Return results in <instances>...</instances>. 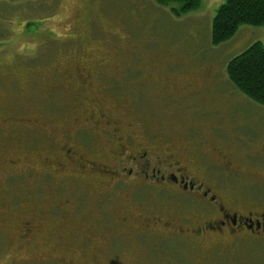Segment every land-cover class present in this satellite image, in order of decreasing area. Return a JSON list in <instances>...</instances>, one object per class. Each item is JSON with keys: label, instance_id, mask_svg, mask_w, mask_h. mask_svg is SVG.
Returning <instances> with one entry per match:
<instances>
[{"label": "rangeland", "instance_id": "1", "mask_svg": "<svg viewBox=\"0 0 264 264\" xmlns=\"http://www.w3.org/2000/svg\"><path fill=\"white\" fill-rule=\"evenodd\" d=\"M222 4L200 0L176 16L179 4L153 0H0V264H264V235L224 237L201 249L160 240L170 231L154 226L157 211L175 223L167 200L149 212L153 203L109 198L108 187L74 167L57 168L62 146L80 137L105 154L107 140L88 119L96 99H109L114 123L139 120L127 128L138 143L142 129L158 136L190 170L198 168L194 150L204 153L236 207L264 213V108L226 74L231 59L264 46V26H241L213 46ZM81 65L99 69L89 80L93 93L77 78ZM126 78L145 83L141 95L98 88ZM24 222L32 225L28 235ZM141 232L149 238H137Z\"/></svg>", "mask_w": 264, "mask_h": 264}, {"label": "flooded vegetation", "instance_id": "2", "mask_svg": "<svg viewBox=\"0 0 264 264\" xmlns=\"http://www.w3.org/2000/svg\"><path fill=\"white\" fill-rule=\"evenodd\" d=\"M76 71L80 84H86L88 91L93 93L89 80L92 75L99 76V69L95 68L94 73H88L81 65ZM133 79L126 78L122 81V86L116 81L104 79L98 88L110 96L123 97L129 92L141 95L145 83ZM108 101L109 99H96L90 110L93 119H88L94 129L101 132L107 140L105 154L104 149L96 150L86 139L80 137L79 141L62 146L64 159L57 163L59 170L68 171L66 167H74L78 174L86 175L100 186L108 187L109 198L123 193L136 206L153 203L149 212L158 205L163 206V201L167 200L164 203L172 206L171 211L175 215L173 219L176 223L177 215L180 224L167 218L166 212L157 211L158 217L154 226L170 231L169 234L166 233V237L159 238L160 240H185L201 249L208 246L210 241H220L224 237L237 241L241 235H264V213L241 208V203L236 207L239 200L228 194L227 188L225 189L216 175H211L212 170L201 159L205 156L204 153L194 150L198 156V168L190 170L186 162L174 156L171 146L160 147L162 141L158 136H150L153 134L142 129L144 137L142 143H138L127 134V128H131L132 124L136 125L139 120L133 117L127 128L114 123V107H108ZM15 121L20 124L26 122L22 119ZM98 153L102 155H97ZM123 222H128V219ZM31 226V222L22 223V229L27 235ZM136 237L149 238L147 233L142 232L136 233ZM119 240V237L110 240L111 246L113 243L117 246ZM96 257L97 255H93L92 260L98 262ZM109 257L108 260L113 261Z\"/></svg>", "mask_w": 264, "mask_h": 264}, {"label": "trees", "instance_id": "3", "mask_svg": "<svg viewBox=\"0 0 264 264\" xmlns=\"http://www.w3.org/2000/svg\"><path fill=\"white\" fill-rule=\"evenodd\" d=\"M160 6L179 4L172 12L179 16L198 8L200 0H153ZM264 26V0H223L211 26V44L230 40L241 26ZM231 84L251 102L264 108V46L256 42L231 59L226 66Z\"/></svg>", "mask_w": 264, "mask_h": 264}]
</instances>
